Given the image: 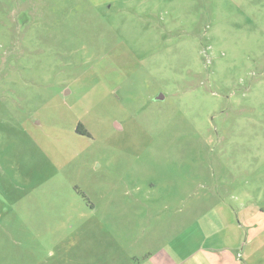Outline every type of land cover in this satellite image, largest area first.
<instances>
[{"label": "rangeland", "instance_id": "1", "mask_svg": "<svg viewBox=\"0 0 264 264\" xmlns=\"http://www.w3.org/2000/svg\"><path fill=\"white\" fill-rule=\"evenodd\" d=\"M204 185L264 203V0H0V264Z\"/></svg>", "mask_w": 264, "mask_h": 264}, {"label": "crops", "instance_id": "2", "mask_svg": "<svg viewBox=\"0 0 264 264\" xmlns=\"http://www.w3.org/2000/svg\"><path fill=\"white\" fill-rule=\"evenodd\" d=\"M89 1L111 7L115 0ZM219 188L186 189L184 210L167 216L155 205L138 218L94 216L90 232H75L74 250L61 251V238L47 255L61 262L73 253L74 264H264V203L240 185L231 201ZM84 208L96 213L97 204Z\"/></svg>", "mask_w": 264, "mask_h": 264}, {"label": "trees", "instance_id": "3", "mask_svg": "<svg viewBox=\"0 0 264 264\" xmlns=\"http://www.w3.org/2000/svg\"><path fill=\"white\" fill-rule=\"evenodd\" d=\"M75 132H76L77 134H81V135H87V136H89V134H88V133L82 128L81 124H78V125L76 126Z\"/></svg>", "mask_w": 264, "mask_h": 264}]
</instances>
